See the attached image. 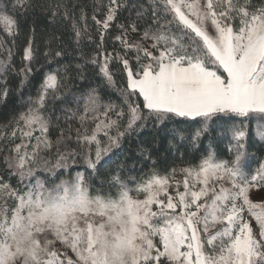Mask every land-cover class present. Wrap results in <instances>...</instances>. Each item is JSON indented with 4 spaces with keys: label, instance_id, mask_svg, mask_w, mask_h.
I'll list each match as a JSON object with an SVG mask.
<instances>
[{
    "label": "snow or ice",
    "instance_id": "6c2138e0",
    "mask_svg": "<svg viewBox=\"0 0 264 264\" xmlns=\"http://www.w3.org/2000/svg\"><path fill=\"white\" fill-rule=\"evenodd\" d=\"M36 8L70 25L80 59L121 103L97 89L69 99L65 66L63 75L44 73L36 96L0 125V264H264V161L249 171L247 149L253 137L264 142V0H149L124 21L126 0H99L90 17L98 41L82 3L8 0L0 48L15 44L18 11ZM34 33L21 84L34 71ZM85 37L92 55L80 47ZM8 55L5 75L16 71ZM43 55L66 52L49 44ZM57 100L74 105L61 109L63 122L48 110ZM149 121L179 128L193 159L184 163L182 154L181 165L161 167L143 150L148 172L95 187L89 175L98 178L105 157ZM221 122L231 124L227 158L203 143ZM81 161L84 171L73 175Z\"/></svg>",
    "mask_w": 264,
    "mask_h": 264
},
{
    "label": "trees",
    "instance_id": "16d2710c",
    "mask_svg": "<svg viewBox=\"0 0 264 264\" xmlns=\"http://www.w3.org/2000/svg\"><path fill=\"white\" fill-rule=\"evenodd\" d=\"M42 0H32V4L38 5ZM86 5V11L89 14V26L92 30L93 37L98 41V35L95 32V25L91 21L92 6L99 0H74ZM104 3L107 0H103ZM149 0H126L128 4V10L122 11L120 14L121 21L130 15L134 18L135 12L132 10L133 4H145ZM8 0H0V8H3ZM11 5L9 4V8ZM23 9H20L17 13L21 17L20 19V32L15 38L14 46L9 43L5 47L0 48V62L8 61V49L12 51L11 64L16 71H9L6 75L0 73V90L5 87L8 89L7 99L0 96V125L7 124L9 120L20 111H22L26 105L29 97H35L40 82L43 79V75L46 72L54 71L57 68L61 70V74H64V67H68L67 72V90L65 95L69 96H84L91 89H97L103 100L111 99L114 103L120 104L121 98L119 93L113 89L107 87L105 81L100 76L98 69L91 64H86L80 59V51L76 49L75 44L71 37L70 25L57 18L55 21L50 20L49 16L41 11L39 8L35 10L29 9L28 14L22 15ZM34 33V48L37 49V59L33 63V73L27 80L21 84L23 77L17 74L18 70L23 67L22 55L23 49L27 46L29 36ZM61 37V39H56ZM50 44L51 49H62L66 52L65 57L46 58L43 53L47 50ZM109 51L113 48V41L111 37L108 38L105 45ZM118 47V45H116ZM80 47L88 55L93 54L95 48L94 44H90L87 37L84 38V42ZM77 64H81L80 69L76 68ZM74 107L72 104L60 103L58 100L49 103V113H54L55 116H61V122H63V114L61 109ZM54 116V122H55ZM173 125L169 124L167 128L162 126H153L152 122H147V126L138 129L126 136L119 148H115L105 157L101 162L100 175L95 177L89 175L90 182L97 188L100 187L101 181H107L114 175H121L127 179L129 176L139 177L142 173L148 172L150 161L142 158V151L148 150L152 153L153 159L158 161L161 167H171L173 164L181 165V155L183 154V162L186 163L193 159L195 150L192 148H186L181 146L186 142L181 141V132L179 128L173 134ZM254 127V125H253ZM212 131L204 138V147L211 144L214 148L218 149L221 158H227L228 144L231 138V124L218 123L212 126ZM10 131V129H9ZM56 131L52 132V138H56ZM175 135V139H173ZM186 135V133H185ZM19 142V141H17ZM74 146V145H73ZM248 155L251 158L249 161V171H254L259 164L264 161V142L259 141L256 137H253L247 144ZM3 162L0 159V175H4ZM85 165L81 161L76 168L72 169L73 175L76 170L84 171ZM44 178L45 174H41ZM12 184L15 186V179L12 180ZM108 189V184H104V190Z\"/></svg>",
    "mask_w": 264,
    "mask_h": 264
},
{
    "label": "rangeland",
    "instance_id": "374dc122",
    "mask_svg": "<svg viewBox=\"0 0 264 264\" xmlns=\"http://www.w3.org/2000/svg\"><path fill=\"white\" fill-rule=\"evenodd\" d=\"M255 199H261V197L259 195L254 197Z\"/></svg>",
    "mask_w": 264,
    "mask_h": 264
}]
</instances>
